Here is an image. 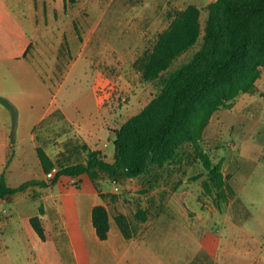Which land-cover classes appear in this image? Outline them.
I'll return each mask as SVG.
<instances>
[{"label": "rangeland", "instance_id": "rangeland-1", "mask_svg": "<svg viewBox=\"0 0 264 264\" xmlns=\"http://www.w3.org/2000/svg\"><path fill=\"white\" fill-rule=\"evenodd\" d=\"M212 1L0 0V149L2 134L13 141L0 152L6 155L0 172L8 183L46 179L38 146L59 169L87 161L85 144L112 160L116 130L160 90V80L143 78L141 60L171 17L196 4L202 34L164 74L189 61L201 46ZM14 54L25 56L33 71ZM202 143L232 174L224 196L205 190L208 170L191 142L138 177L117 176L119 190L102 172L99 188L92 181L94 192L99 200L104 193L114 225L122 215L129 233L145 239L133 249L150 264H264V65L252 91L214 113ZM47 181L46 189L0 198V264H125L118 239L100 240L86 224L92 196L84 194L83 180ZM42 204L45 240L30 222Z\"/></svg>", "mask_w": 264, "mask_h": 264}, {"label": "trees", "instance_id": "trees-1", "mask_svg": "<svg viewBox=\"0 0 264 264\" xmlns=\"http://www.w3.org/2000/svg\"><path fill=\"white\" fill-rule=\"evenodd\" d=\"M202 30L201 9L196 4L187 5L171 17L170 24L158 34L152 49L140 62L143 78L160 80V90L116 130L113 159L108 160L101 149L85 144L87 161L61 167L53 180L62 175L87 174L97 186L102 172L110 179L120 175L138 177L150 163L165 164L173 159L181 145L191 142L196 159L208 170L205 190L210 192L215 188L219 197L226 195L232 174L223 172L222 160L214 163L202 142L214 113L229 107L239 94L252 91L261 77L264 0L210 2L201 46L189 61L164 74L182 53L197 43ZM37 152L47 172L54 160L41 146ZM48 184L46 179L32 178L13 186L5 173L0 172V198L9 199L31 186ZM100 196L104 199L105 195L100 191ZM45 213L42 204L39 214L30 217L32 227L43 240L46 231L41 215ZM137 216L146 219L143 209H138ZM110 217L105 200L93 205L92 223L100 240L109 237ZM120 217L117 215L115 219L129 236Z\"/></svg>", "mask_w": 264, "mask_h": 264}, {"label": "crops", "instance_id": "crops-1", "mask_svg": "<svg viewBox=\"0 0 264 264\" xmlns=\"http://www.w3.org/2000/svg\"><path fill=\"white\" fill-rule=\"evenodd\" d=\"M1 22V21H0ZM11 58L13 60H15L17 63L21 64L22 67L24 68H27V69H31L32 70V67L30 66V62L29 60L25 57V56H21L19 57L18 55L14 54L13 56H11ZM33 71V70H32ZM34 100V93L32 92L31 95H29V93L26 94V106L29 108V104L32 103ZM14 103L16 104L17 102L15 100H13ZM29 101H32V102H29ZM10 135H8V137H4L3 134H2V141H3V145H4V150L3 148L0 149L1 151V154L4 152V151H7L6 148L8 147V145H10L11 143H13L12 141V138L9 137ZM32 139H35V135L34 134H31L30 136ZM1 140V139H0ZM103 152H105L103 150ZM114 152H115V148L113 151H110L108 153L112 154V156H114ZM7 153V152H6ZM48 153V152H47ZM106 153V152H105ZM49 154V153H48ZM8 155V153H7ZM3 157V158H2ZM0 157L1 160H4V158H6V155L4 154V156ZM109 158V156H108ZM42 166V165H41ZM43 169V167H42ZM44 171V169H43ZM4 173V172H3ZM42 177V176H41ZM44 177H45V171H44ZM46 178V177H45ZM78 178H81L83 180V183L86 184V191L84 192V194H86V196H89V194L91 193V204L90 206H88V209L90 208V212H91V218L87 221H86V224L89 225V228L90 230H92V227L93 229L95 230L94 226H93V223H92V207L95 203H100V202H104V199L100 196H99L103 199V200H99L98 199V191H95L94 192V187L92 185V180L91 178L89 177V175L87 174H82L80 175ZM32 179V178H31ZM40 179H43V178H40ZM47 180V179H46ZM49 186V184L47 186H39V185H35V186H31L29 187L27 190L31 189V188H39V187H42L44 189H46L47 187ZM90 192V193H89ZM81 194V193H80ZM2 200H5L3 198H1ZM45 206V205H44ZM109 206V205H108ZM46 209V208H45ZM46 214V213H45ZM41 215V218H42V221H43V225H44V215ZM92 223V224H91ZM110 224H111V228H110V232H109V237L106 239V240H109L111 239L112 237L114 238V236L116 238L114 239H118L117 240V244L115 245L118 249V252H123L124 254V259H125V264H150L149 263V260L146 259V256L143 255H136L135 253V249L133 248H137V247H140L142 246L143 243H145V239L138 236L137 234L135 233H129V236L125 235L124 232L122 231L121 228H119L118 226L114 225L113 222H112V216L110 217ZM115 227V228H114ZM44 228H45V225H44ZM121 229V230H120ZM45 231H46V228H45ZM47 236V235H46ZM98 237V236H97ZM121 254V253H120Z\"/></svg>", "mask_w": 264, "mask_h": 264}, {"label": "built area", "instance_id": "built-area-1", "mask_svg": "<svg viewBox=\"0 0 264 264\" xmlns=\"http://www.w3.org/2000/svg\"><path fill=\"white\" fill-rule=\"evenodd\" d=\"M59 167L57 165H53L47 172H45V177L47 180H53L57 173L59 172ZM72 179H77L79 176H71ZM112 183L114 184V188L116 190H119L120 189V185L118 183V180L116 178H113L112 179Z\"/></svg>", "mask_w": 264, "mask_h": 264}]
</instances>
